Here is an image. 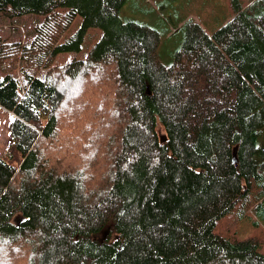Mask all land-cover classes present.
<instances>
[{
  "label": "trees",
  "instance_id": "1",
  "mask_svg": "<svg viewBox=\"0 0 264 264\" xmlns=\"http://www.w3.org/2000/svg\"><path fill=\"white\" fill-rule=\"evenodd\" d=\"M126 1L0 0L44 16L29 46L0 37V264H264L256 238L213 231L264 204V0H231L209 34L184 23L165 59L155 27L120 19ZM90 28L84 58L48 67Z\"/></svg>",
  "mask_w": 264,
  "mask_h": 264
},
{
  "label": "rangeland",
  "instance_id": "2",
  "mask_svg": "<svg viewBox=\"0 0 264 264\" xmlns=\"http://www.w3.org/2000/svg\"><path fill=\"white\" fill-rule=\"evenodd\" d=\"M252 0H237L240 7ZM140 4V6H139ZM154 12L144 14L142 8ZM58 13L67 11L65 7L55 10ZM234 13L231 0H127L119 9L122 20H135L155 27L160 35L159 50L166 44V49L160 54L165 59L168 51H174L182 43L183 25L186 22L198 23L204 32L211 33ZM44 16L36 13L24 14L17 17H7L0 12V37L7 41H19L23 46H29L33 40L34 30L41 24ZM82 19L75 15L63 30L60 43H64L80 27ZM102 31L98 28L88 29L80 43L78 51H61L56 53L48 67H57L68 63L71 59H82L88 50L99 40ZM167 41V42H165ZM159 59L163 63L166 61ZM18 71L14 72L17 75ZM3 74L0 72V80ZM85 85V89H86ZM8 115L0 108V151L8 140L6 125ZM214 233L222 238L242 240L256 238L259 243L258 251L264 253V204L257 207L254 202L236 205L234 209L216 221ZM1 263V262H0Z\"/></svg>",
  "mask_w": 264,
  "mask_h": 264
},
{
  "label": "water",
  "instance_id": "3",
  "mask_svg": "<svg viewBox=\"0 0 264 264\" xmlns=\"http://www.w3.org/2000/svg\"><path fill=\"white\" fill-rule=\"evenodd\" d=\"M165 140H166L165 137H164V136H161L160 142H163V141H165ZM235 150H236V147H234L233 150H232L233 162H236V159H235ZM107 234H108V230H106V231L103 233V235H102V240L105 239V237L107 236Z\"/></svg>",
  "mask_w": 264,
  "mask_h": 264
}]
</instances>
